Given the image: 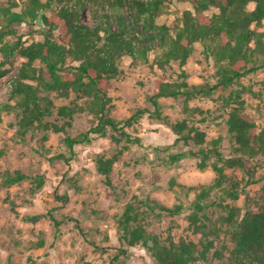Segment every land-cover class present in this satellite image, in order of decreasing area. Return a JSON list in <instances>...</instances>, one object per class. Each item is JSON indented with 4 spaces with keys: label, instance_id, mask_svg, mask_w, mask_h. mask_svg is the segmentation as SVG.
<instances>
[{
    "label": "rangeland",
    "instance_id": "1",
    "mask_svg": "<svg viewBox=\"0 0 264 264\" xmlns=\"http://www.w3.org/2000/svg\"><path fill=\"white\" fill-rule=\"evenodd\" d=\"M40 1L50 3V9L42 15L57 19L61 5L55 0ZM30 3L31 0H0V31L8 33L0 40V63L6 62L0 70L7 71L0 77V264H162L165 248L190 242L208 245V241L213 245L206 258H196L197 263L253 264L234 255L236 243L232 228L224 221L228 215L225 206L237 207L243 215L246 210L257 211L264 205V155L243 156L244 170L228 169L229 176L240 182L237 200L215 189L199 209L195 206L197 191L191 188L209 187L217 177L213 167L217 158L211 154L205 158L200 154L201 148L210 150L212 142L219 141L225 157L242 155L228 122L234 110L248 116L257 134H264V69L247 74L225 89H214L221 77L219 71L227 62L217 56V42L202 41L193 44L186 64L172 59L161 65L164 56L161 39L157 38L161 36L160 28L174 26L186 11L195 13L189 0H173L149 29L156 37L154 41L136 42L135 54L122 50L117 61L120 73L111 81V101L103 118L114 119L122 127L138 110L147 112L124 130L107 127L104 134H91L94 139L90 143L77 145L71 153L65 139L87 133L101 122V114L91 104L93 97H82L73 91L47 92L39 87V96H47L53 102L52 115L45 121L63 126L64 130L31 127L23 134L19 128L22 109L17 106L19 98L12 97V90L26 60L19 52L11 56V48L19 43L29 46L44 42L51 36L61 42V33L51 24L53 20L46 25L42 18L8 24V10L22 13ZM103 7L86 0L79 6L81 23L100 27L103 37L107 32L123 30L129 35L134 22L132 14L128 12L127 19L121 20L110 12L106 1ZM254 8L255 3L251 2L248 9ZM217 12L212 7L205 15L211 17ZM252 29L264 32V23L261 27L253 25ZM227 42L222 40V46ZM235 44V40L231 41V46ZM255 48L253 40L248 53L259 51ZM255 56L254 61H264V54ZM35 67L37 75L46 72L39 61ZM183 72L191 87L210 90L190 99L161 98L162 113H157L150 100L157 82L181 83ZM30 83L37 85L35 81ZM62 107L73 109L72 117H63L59 112ZM183 121L204 132L207 143H176L172 125ZM125 133L142 143L128 142ZM179 154L185 156L174 159ZM60 155L68 158H59ZM101 159L115 160L109 180L98 170ZM203 159L208 164L205 169L198 166ZM16 172L29 178L6 185V174ZM39 176L44 180L41 188L35 180ZM248 181L251 183L247 185ZM230 186L227 183L225 188ZM161 206L183 209L180 214L170 215ZM137 227H142L150 238L130 246L125 236Z\"/></svg>",
    "mask_w": 264,
    "mask_h": 264
},
{
    "label": "trees",
    "instance_id": "2",
    "mask_svg": "<svg viewBox=\"0 0 264 264\" xmlns=\"http://www.w3.org/2000/svg\"><path fill=\"white\" fill-rule=\"evenodd\" d=\"M86 0H55L61 5L56 13L57 19H50L44 10L50 9V3H43L40 0H31L30 5L25 7L22 13L8 10L5 16L8 24H21L27 22L29 18L34 21L41 19L45 23L51 22L55 29L61 33V42L58 43L53 37H46L44 42H38L26 46L19 43L11 48V56L19 52L20 56L26 61L20 71L19 76L14 82L12 90L13 98H19L17 106L22 109L19 128L24 134L31 127H39L44 130H54L60 132L64 130L63 126L56 123L45 121L47 116L52 115L53 102L46 96H39V87L47 92L59 91L69 94L71 91L80 96L93 97L91 104L94 105L97 113L102 116L101 122L93 127L87 133L76 138L67 137L65 143L71 153L75 152V147L79 144L90 143L94 138L91 134H104L107 127L116 131L124 130L143 117L146 110H138L131 118L126 120L121 127L119 123L111 118L104 119L103 114L110 103L108 95L111 87V81L120 73L117 65L122 50L135 54L136 42H151L156 39L149 31L153 26L155 18L160 16L171 5L173 0H92L103 7L106 1L108 9L121 20L127 19L130 12L134 19L130 28V34L125 30L119 32H107L102 36L103 30L100 27L90 28L80 21V8ZM195 11H186L182 19H178L172 27L163 26L160 28L161 50L164 60L161 65L169 63L172 59H180L182 64H186L192 54L193 44L202 41L217 42V52L220 60L226 61L227 65L220 69V80L213 87L214 89H225L228 86L239 81L247 74L264 69V61H254L256 53L264 54V32H257L252 29L253 25L261 27L264 23V0H189ZM253 2L255 8L248 9V5ZM216 7L219 12L211 17L205 15L207 10ZM104 8V7H103ZM42 12V13H41ZM103 16L108 21V15L103 9ZM1 17V15H0ZM141 23V26L139 25ZM54 28V27H53ZM173 31V33H171ZM51 34V31H49ZM8 34L0 31V40ZM55 36H58L53 32ZM127 36V37H125ZM227 42L222 46L221 42ZM236 44L231 46V41ZM255 41L257 50L248 53L249 44ZM208 45V49H212ZM207 49V50H208ZM218 60V59H217ZM41 62L46 68V72L37 75L35 67L36 62ZM253 63V65H250ZM6 62L0 63V68L4 67ZM7 71L0 70V77ZM184 81L168 82L159 80L155 88L154 96L150 98L156 108V112L162 113V106L159 102L161 98H178L181 96L190 99L201 93H207L210 89L205 87H191L186 81V73L182 74ZM30 81H35L33 85ZM45 101V105L43 104ZM3 109L0 108V123L3 120ZM60 114L63 117H72L73 109L62 107ZM229 125L232 132L236 135L239 147L237 151L242 155L240 157H225L219 147V141L212 142L213 148L210 150L200 149V154L205 158L209 154L217 158L213 167L217 173L215 182L209 187L191 188L197 191V201L195 206L203 208V200L210 196L211 191L218 189L225 192L234 200L239 199L240 182L228 174V169H246V163L243 156L253 158L256 155H264V134H257L255 126L250 122L245 114L239 113L236 109L231 113ZM68 124H70L68 122ZM174 133L177 135L176 143L184 141L185 143L194 142L198 146L207 143L206 134L199 128L190 126L187 122H178L172 125ZM130 143H142L141 139H132L125 133ZM2 155V152H0ZM185 154L175 155L174 159L180 160ZM58 158V157H57ZM59 158L67 159L66 155H60ZM114 159L99 160L98 170L107 177L112 171ZM222 163L223 165H219ZM199 168L205 169L208 164L205 159L199 163ZM29 177L22 172L6 174L5 184L12 185L22 182ZM38 188L44 184L42 177H36ZM227 183H231L230 188H225ZM251 182L248 181L247 185ZM153 209V207H152ZM160 209L170 215L180 214L183 207L168 208L161 206ZM225 209L228 215L224 221L232 228V240L236 243L234 255L242 260L250 261L253 264H264V205L257 211L246 210L241 215V209L226 205ZM128 215V213H127ZM240 216V219L237 217ZM130 219L128 216L127 220ZM59 224V222H57ZM203 227H207L203 225ZM130 246H136L143 241H147L150 236L142 227L134 228L128 231L125 236ZM209 244H196L194 242L181 243L172 248H165L161 254L162 264H199L196 258H206V252ZM199 254V255H197ZM197 256V257H196ZM110 264H116L112 261Z\"/></svg>",
    "mask_w": 264,
    "mask_h": 264
}]
</instances>
